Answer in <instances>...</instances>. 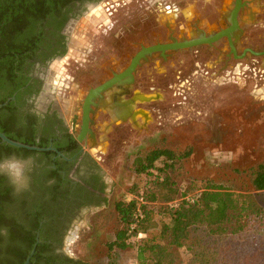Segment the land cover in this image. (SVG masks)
I'll use <instances>...</instances> for the list:
<instances>
[{"label":"flooded vegetation","instance_id":"af4514ba","mask_svg":"<svg viewBox=\"0 0 264 264\" xmlns=\"http://www.w3.org/2000/svg\"><path fill=\"white\" fill-rule=\"evenodd\" d=\"M134 1L153 6L155 0H70L59 10H39L11 37L8 46L11 54L0 72V99H4L0 103V121L10 135L19 139L16 141L40 149L12 145L11 150L0 148V264L85 263L74 252V244L85 232L93 231L96 216L109 204L108 179L95 152H106V146L102 148L104 138L106 142L111 140L122 123H130L132 127H140V124L134 122L133 83L122 96V90L114 88L104 93L102 100H97L99 106L94 107L93 122L90 123L96 140L90 132L79 140L82 113L78 124L75 116L70 117L63 106L61 100L67 99L71 84L67 75L59 74L58 66L69 64V60L76 63L89 61L92 49L88 54L83 47L93 45L94 38L88 35L91 32L88 29L95 34H107L119 22L116 13ZM212 1L205 0L207 3ZM243 1L246 2L244 15H240L243 34L236 44V52L231 51L228 40L224 39L225 45L219 50L217 59H222L226 66L231 60L240 66L258 59L264 78V34L257 45L251 41L247 30L252 24L251 11L257 10V6L264 10V0H258L257 6L255 0ZM233 2L230 0L227 7L220 8L219 20L214 22L217 25L203 26L206 20L198 13L192 20L186 17L188 21L179 26L178 35L170 27L169 16H162L160 21L168 26L167 37L152 43L130 41L131 46L138 43V49L129 56V63L143 45L171 43L172 37L181 41L200 37L203 31L207 34L219 31L226 26L224 22ZM167 9L177 21L179 15L171 13V6ZM186 9L194 10L195 5L188 4ZM180 16L184 15L180 13ZM188 48L167 50L166 55L156 52L146 63L153 61L152 69L162 71L163 64L174 53ZM247 48L261 54H252L246 51ZM124 68L111 67L107 78L100 83H90L81 99V109L91 88ZM60 69L66 70V67ZM124 102L128 103L124 109L128 115L125 116L120 110L122 107L116 104ZM135 108H140L139 101L135 102Z\"/></svg>","mask_w":264,"mask_h":264},{"label":"rangeland","instance_id":"374dc122","mask_svg":"<svg viewBox=\"0 0 264 264\" xmlns=\"http://www.w3.org/2000/svg\"><path fill=\"white\" fill-rule=\"evenodd\" d=\"M229 1L213 0L207 3L205 0H155L153 6L134 1V4L130 3L116 13L119 22L107 34H95L91 28L88 29L91 31L88 35L94 38V43L83 49L86 52L92 49L90 60H82L80 63L69 60V64L61 63L58 66L59 74L62 72L63 76L67 75L66 79L71 84L67 99L61 100L69 116H75L79 124L81 99L90 83H100L107 78L111 67L121 70L127 66L129 56L138 49V43L131 46L130 41L152 43L167 37L168 26L160 21L162 16H169L170 27L178 35L179 26L188 21L183 12L188 4H194L195 14L199 13L205 18L204 26L212 23L217 25L214 22L219 20L220 8L227 7ZM258 3L255 0L256 6ZM168 6L172 7V14L175 12L179 15L177 21L167 13ZM260 7L257 6L255 22H251L247 29L251 41L257 45L261 43V35L264 34V10ZM180 13L184 16H180ZM224 41L219 40L213 46L202 44L176 52L163 64L162 71L152 69L153 61L138 69L134 93L140 91L159 96L151 101L139 102L140 108L150 115L146 126L142 125L143 119L140 117V127L120 123L113 138L108 142L105 138L103 140L102 148L106 146V152H95L109 183V204L103 211L111 208L119 199L132 198L130 188L137 178L134 158L140 149L163 144L174 149L192 150L183 168L189 175L199 179L226 174L231 170L232 163L249 166L264 160L262 68L256 61L258 59L240 66L235 60L229 61L228 66L223 64L217 55L225 45ZM62 67H66V70L60 69ZM220 214L221 210L217 209L211 217H219ZM109 235L112 236L110 233L102 235V240L109 239ZM93 236L94 228L92 232H85L75 242L74 252L86 264H94L95 261L104 264L106 257L102 255L99 258L95 253L101 252L103 246L95 250L92 247ZM135 240L132 238L131 241ZM181 255L186 262L189 258L187 251L182 250ZM136 262L134 248L118 251L116 264Z\"/></svg>","mask_w":264,"mask_h":264},{"label":"trees","instance_id":"16d2710c","mask_svg":"<svg viewBox=\"0 0 264 264\" xmlns=\"http://www.w3.org/2000/svg\"><path fill=\"white\" fill-rule=\"evenodd\" d=\"M69 1L0 0V72L11 37L27 19ZM0 131L19 140L1 121ZM0 148L13 149L5 143ZM192 152L162 144L136 153L132 198L117 200L95 218L92 247L103 246L95 253L106 257L104 264H116L118 251L128 248L136 250V264H264V160L232 163L226 174L199 179L183 168ZM217 209L220 216L212 218Z\"/></svg>","mask_w":264,"mask_h":264},{"label":"water","instance_id":"95a60500","mask_svg":"<svg viewBox=\"0 0 264 264\" xmlns=\"http://www.w3.org/2000/svg\"><path fill=\"white\" fill-rule=\"evenodd\" d=\"M246 6V2L243 0H234L232 10H230L229 14L226 16L227 21L224 22L226 26L221 28L219 31H216L211 34H207L203 31L200 37H192L191 39L183 38L181 41H178L176 38L172 37L173 42L165 43V44H155L151 46H142L141 50L138 51L132 58L127 67L122 70L120 73H113V76L107 81L97 85L96 87L91 88L87 95L85 96L82 104V125H81V134L78 137L79 140H82L86 133L90 132L92 139L96 140L94 132L90 129V123L93 122L91 114L95 112L94 107L98 108L99 103L98 99H103L104 93H109L114 88H119L122 90L120 93L121 96L126 94L130 86L135 82V75L138 69L143 66L147 61H149V57L152 56L156 52H160L161 55H166L167 50H178L182 48H188L192 46H197L200 44H209L213 45L219 40L226 39L229 42V46L232 52H236V44L239 43L240 38L243 34V29L240 24V15H244V7ZM246 51L252 52V54L259 55L260 52H255L252 49H246ZM159 94H144L140 91L135 92L134 96V122L139 124V117L143 119V124L148 123L150 118L149 113L143 108H135V102H147L153 99L158 98ZM120 108L122 107L123 116L128 115L125 113L124 109H127L126 105L128 103H116ZM2 104H0V107ZM126 119V118H125ZM141 125V124H140ZM0 139L2 142L7 143L9 145L15 147H22L27 149H40L34 146H30L24 144L22 142L13 140L9 138L5 133L0 131ZM96 142V141H95Z\"/></svg>","mask_w":264,"mask_h":264},{"label":"crops","instance_id":"0c3cea01","mask_svg":"<svg viewBox=\"0 0 264 264\" xmlns=\"http://www.w3.org/2000/svg\"><path fill=\"white\" fill-rule=\"evenodd\" d=\"M251 11V10H250ZM183 12H184V15L186 16V17H188V19H190V20H192L193 19V17H194V15H195V9L194 10H183ZM246 14H248L247 12H246ZM251 19H250V23L252 22V23H254L255 21V17L257 16V14H258V11L257 10H252L251 11ZM248 21V20H247ZM246 21V22H247Z\"/></svg>","mask_w":264,"mask_h":264}]
</instances>
